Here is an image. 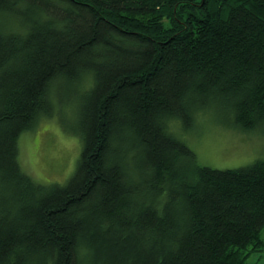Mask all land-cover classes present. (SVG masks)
Here are the masks:
<instances>
[{"label": "trees", "instance_id": "obj_1", "mask_svg": "<svg viewBox=\"0 0 264 264\" xmlns=\"http://www.w3.org/2000/svg\"><path fill=\"white\" fill-rule=\"evenodd\" d=\"M63 87L81 153L43 184L18 140ZM210 109L264 128V0H0V264H249L264 158L202 166L172 131Z\"/></svg>", "mask_w": 264, "mask_h": 264}, {"label": "rangeland", "instance_id": "obj_2", "mask_svg": "<svg viewBox=\"0 0 264 264\" xmlns=\"http://www.w3.org/2000/svg\"><path fill=\"white\" fill-rule=\"evenodd\" d=\"M69 90L63 87L62 95L53 92L59 108L55 115L42 117L33 130L24 132L18 140L20 164L39 183L65 184L80 157L81 141L75 132L78 103L76 94ZM172 131L195 152L202 166L234 169L264 158V128L242 131L224 110L198 113L190 126L175 122ZM251 258L249 264H264V251Z\"/></svg>", "mask_w": 264, "mask_h": 264}]
</instances>
